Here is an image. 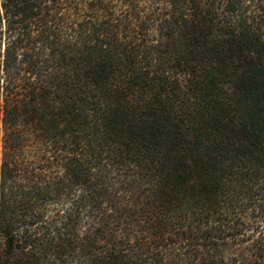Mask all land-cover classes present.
<instances>
[{
	"label": "trees",
	"instance_id": "obj_1",
	"mask_svg": "<svg viewBox=\"0 0 264 264\" xmlns=\"http://www.w3.org/2000/svg\"><path fill=\"white\" fill-rule=\"evenodd\" d=\"M0 264H264V0H0Z\"/></svg>",
	"mask_w": 264,
	"mask_h": 264
}]
</instances>
